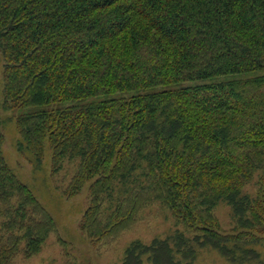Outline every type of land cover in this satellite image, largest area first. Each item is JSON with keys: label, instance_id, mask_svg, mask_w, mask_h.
Instances as JSON below:
<instances>
[{"label": "trees", "instance_id": "16d2710c", "mask_svg": "<svg viewBox=\"0 0 264 264\" xmlns=\"http://www.w3.org/2000/svg\"><path fill=\"white\" fill-rule=\"evenodd\" d=\"M0 56L17 150L39 166L48 146L53 173L77 163L65 193L88 184L80 229L92 243L160 202L193 238L132 243L121 264H193L195 245L231 264L259 258L248 244L264 232V0H0ZM2 142L0 129L10 264L37 254L55 223ZM220 203L236 234H220Z\"/></svg>", "mask_w": 264, "mask_h": 264}, {"label": "rangeland", "instance_id": "374dc122", "mask_svg": "<svg viewBox=\"0 0 264 264\" xmlns=\"http://www.w3.org/2000/svg\"><path fill=\"white\" fill-rule=\"evenodd\" d=\"M264 74V71L259 72ZM3 60L0 56V129L3 134L1 153L9 169L33 193L43 208L51 215L55 229L48 234L40 251L30 258L17 254L10 264H121L125 249L132 243L140 242L149 245L154 239H165L175 233H182L192 239V232L175 218L160 202L143 206L136 220L118 233L113 239L92 243L80 229V220L88 206V184L71 197L66 195L67 186L77 169L75 161H64L56 173L51 168V151L45 146L43 159L35 166L27 153L21 155L17 150L19 140L15 117L19 110H7L3 106ZM249 75H255L248 74ZM244 75L241 77H245ZM239 77V76H234ZM217 78L215 81H222ZM251 185V184H250ZM249 185V186H250ZM248 186V187H249ZM222 235L236 234V223L231 209L224 203L213 210ZM241 233V232H240ZM261 240L248 244L259 258L245 264H264L263 233H254ZM249 240V238H246ZM196 248V259L193 264H231L211 247ZM143 264H147L145 261Z\"/></svg>", "mask_w": 264, "mask_h": 264}]
</instances>
